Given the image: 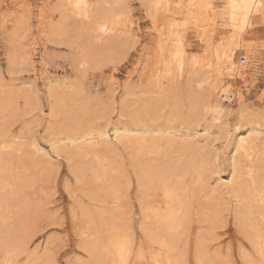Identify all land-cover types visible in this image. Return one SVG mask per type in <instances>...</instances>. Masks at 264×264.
Returning a JSON list of instances; mask_svg holds the SVG:
<instances>
[{
	"label": "bare ground",
	"instance_id": "1",
	"mask_svg": "<svg viewBox=\"0 0 264 264\" xmlns=\"http://www.w3.org/2000/svg\"><path fill=\"white\" fill-rule=\"evenodd\" d=\"M140 1L152 19L161 9L172 17L181 14L189 18L206 42L205 60L192 57L189 63L186 50L184 53L178 43L160 41L151 68L153 79L161 86L156 95L136 97L124 88L116 106L99 103L90 109L79 92L71 87L65 90L59 82H45L42 93L29 82L0 76L3 264H18L22 254L26 264L55 262L50 242L29 249V232L37 228L31 221L44 212L46 215L48 208L34 187L31 197L23 191V185L29 183L27 177L38 176L48 166L31 155V148L42 151L32 132H28V140L22 135L45 112L43 100L47 110L44 130L55 136L49 137L50 146L72 166L73 177L87 197V201L78 198L70 207L78 247L85 254L76 264H188L190 247L196 264H222L219 251L211 249L218 237L216 229L225 224L224 210L232 215L236 230L249 247H243L241 259L246 264H264V106L250 109L241 99L242 92L224 83V78L234 84L244 76L237 55L246 54L253 45V17L262 13L264 0H224L229 32L221 34L212 46L209 31L217 15L215 0ZM123 2L55 0L51 6L47 1L46 8L59 12L62 22L53 23L52 16H45L42 31L51 41L69 48L71 65L83 74L86 69L114 62L121 50L127 56L135 33ZM171 3L177 4L179 11H170ZM40 15L42 19L44 15ZM24 25L19 15L5 33L17 46L8 52L10 76L30 62L19 43ZM165 53L167 56H162ZM173 88L177 89L174 97L170 95ZM234 94L240 100L225 178L212 142L227 131L224 101ZM114 109L118 120L111 123L112 135L105 128L95 130L92 121ZM159 118H163L162 125L156 123ZM19 119L21 131L13 135V125Z\"/></svg>",
	"mask_w": 264,
	"mask_h": 264
},
{
	"label": "rangeland",
	"instance_id": "2",
	"mask_svg": "<svg viewBox=\"0 0 264 264\" xmlns=\"http://www.w3.org/2000/svg\"><path fill=\"white\" fill-rule=\"evenodd\" d=\"M47 1L50 2L51 6L55 5V0H2L0 2V76L5 80L12 77L19 83L29 82L33 87L39 89L40 92L42 91V93L45 82H59V84L64 85L63 87L65 90H70L71 87V90L75 89L79 92L80 96H83L82 100L87 102V105L91 109L95 108V104L98 105L99 103L106 104V106H116L125 91L124 88L132 90L131 92L136 97H140L143 94H150L151 96H153V94L156 95L157 90L160 89L161 86L157 84L155 78L153 79V70L151 68L160 41L166 40L170 45L178 43L184 53L186 50L185 55L189 63L193 59L192 57L199 60L201 59L200 61L205 60L204 54L207 51L205 48L206 42L199 36L198 30L200 29L194 26L189 18L181 14L172 17L169 11L161 9L158 10L156 18L152 19L140 0H124L122 5L123 8L128 11V18L133 23L131 26L135 33L134 37L129 42L131 46L129 47L127 56L122 54L121 48L119 55L116 54L114 62L102 63L101 66L99 65L86 69V73H83L84 76L78 73L71 65L70 54L72 53L69 51V48L64 44L51 41L50 37L42 31V25L45 24V21L47 22L45 16H52L50 20L53 23L62 22L61 18H59V12H52L46 8ZM215 2V11L217 15L214 27L209 31L210 37H212L209 40L211 42L210 46L218 43L220 40L219 37L222 36L221 34L224 35L225 33L227 35L229 32V26L223 8L224 0H215ZM170 11H179L177 4L171 3ZM261 11L262 13H258L257 16L253 17V45L246 50V54L240 53L237 55V61L240 57L245 58V64L240 65L242 68L243 66L245 68L243 78H240L234 84L231 79L224 78L225 85H232L233 88L235 87V91L237 89L242 92L241 96L243 95V97L241 99L246 102L250 109L258 104L264 106V8ZM40 14L44 15L42 19ZM19 15L23 16L26 24L24 25L26 30L22 38L19 39V41L21 40L19 43L22 48L21 51H24L27 55L29 54L28 57L30 62L25 64L20 71H16L10 76L8 73V52L14 50L17 46H14V44L8 40L5 33L12 28L15 19H17ZM151 19H155L154 23ZM129 45L127 43V46ZM162 56H167V53ZM81 77L82 79H80ZM56 78L58 80H56ZM183 79L184 78H181L180 80L183 81ZM82 80H84V82ZM229 80H231L230 83ZM179 85V88H181L182 85ZM176 91V88L171 89L170 95L174 97ZM239 100L238 96L234 94L230 101H224L227 110L224 116V127L227 131L212 142L217 149L216 152H218L219 161L221 162V175L225 178L228 176V158L231 149V140L235 133L234 122L237 116ZM43 110L45 112L39 114L37 123L31 124L32 127H30V130L26 129L22 134L24 137H27L26 140H28V137H31L28 132H32V139L34 138L37 147L42 151L40 154V152L31 148V155H34L33 157L43 164L48 163L49 166L51 163L52 165L50 168L46 166L47 168L45 167L42 169V172H40L38 176L30 174L27 177L29 181L28 185H23V191L27 192L30 197L34 187L35 193L40 197V201L42 204L47 202L45 206L48 208L46 210L48 212L46 215L44 212L37 220L33 219V221H31L37 228H33L29 232L28 246L29 249H31L37 245L43 246L44 243L50 242L49 246L52 256L54 257V264H76L80 258H84L85 254L78 247L79 236L72 225L73 219H71L70 207L72 204L76 205L78 198L87 201V197L84 194L81 183L76 181L73 177L71 172L72 166H68L66 159L63 156L57 155L50 146L48 139L50 136H55L47 134V131L44 130V116L47 111L46 102L44 100ZM126 119L127 118H123L125 121ZM117 120L116 109H114V111L107 115L94 119L92 125L95 127V130L105 128L107 134L111 136V123ZM21 123L22 119L15 122L12 128L13 135H19ZM156 123L162 125L164 123L163 118L157 119ZM170 125L172 127H177L176 122H171ZM191 127L194 128L195 126ZM239 129L242 131L243 127L240 126ZM199 134H202V132L200 131ZM44 153L50 155V158H47ZM215 177L216 175L211 179L212 185L214 184L213 181ZM36 200H38V198ZM134 211L137 212V206H134ZM228 212V210H224L223 212L224 218L226 217V219H224L225 224L216 229L218 237L216 241L212 242L211 251H219L223 257H221L223 259L222 264H224V261H226V264H246L244 259H241V255L243 253L242 251L247 248L249 249V247L245 239L236 230L232 215ZM135 217L138 219V216ZM192 250L193 249L190 247L188 264H196L192 259ZM25 261L26 255L22 254L18 258V264H26ZM0 263H2L1 260Z\"/></svg>",
	"mask_w": 264,
	"mask_h": 264
},
{
	"label": "built area",
	"instance_id": "3",
	"mask_svg": "<svg viewBox=\"0 0 264 264\" xmlns=\"http://www.w3.org/2000/svg\"><path fill=\"white\" fill-rule=\"evenodd\" d=\"M238 61H239V64H242V65L245 64V58L244 57H240Z\"/></svg>",
	"mask_w": 264,
	"mask_h": 264
}]
</instances>
